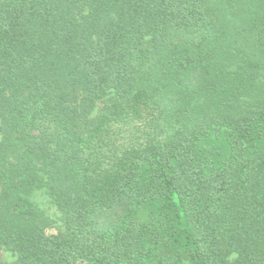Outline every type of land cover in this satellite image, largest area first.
Wrapping results in <instances>:
<instances>
[{
	"label": "trees",
	"instance_id": "trees-1",
	"mask_svg": "<svg viewBox=\"0 0 264 264\" xmlns=\"http://www.w3.org/2000/svg\"><path fill=\"white\" fill-rule=\"evenodd\" d=\"M0 264H264V0H0Z\"/></svg>",
	"mask_w": 264,
	"mask_h": 264
},
{
	"label": "rangeland",
	"instance_id": "rangeland-1",
	"mask_svg": "<svg viewBox=\"0 0 264 264\" xmlns=\"http://www.w3.org/2000/svg\"><path fill=\"white\" fill-rule=\"evenodd\" d=\"M0 259L4 262H13L15 260V257L12 253L0 248Z\"/></svg>",
	"mask_w": 264,
	"mask_h": 264
}]
</instances>
